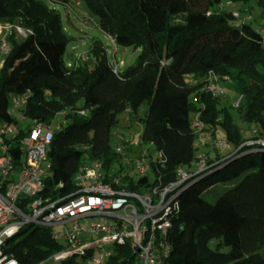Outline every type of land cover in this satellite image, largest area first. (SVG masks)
I'll use <instances>...</instances> for the list:
<instances>
[{"label":"trees","instance_id":"obj_1","mask_svg":"<svg viewBox=\"0 0 264 264\" xmlns=\"http://www.w3.org/2000/svg\"><path fill=\"white\" fill-rule=\"evenodd\" d=\"M69 1L0 0V22L10 26L3 40L8 49L0 48V98L26 95L22 113L30 120L49 123L64 114L65 123L53 130L46 152V195L55 199L75 191L77 171L91 161L102 163L105 181L108 173L118 176L119 187L133 192L169 185L178 168L197 160L192 112L206 131L213 135L219 128L236 149L264 137V27L253 28L250 16L239 21L232 11L219 9L223 0H77L116 45L140 49L130 65L115 71L100 40L89 44L83 61L66 54L59 14L48 3L66 7ZM230 1L239 2L243 12L250 9L251 0ZM254 1L264 14V0ZM18 26L31 31L22 36ZM30 39L33 53L14 60ZM209 71L219 76L220 86L235 91L233 99L242 95L237 107L223 92L204 88ZM7 109L0 101V123L16 122ZM122 112L128 113L129 125L133 119L141 123L139 143L152 146L147 155L152 179L149 173L131 175V165L113 149L112 128ZM236 118L255 130L243 135ZM251 147L244 144L226 157L213 150L205 155L207 163L218 162L178 188L164 234L167 264H264V150ZM242 174L213 202L202 197L215 184ZM62 246L44 227H29L8 242L20 264L44 261ZM113 249L104 264H129L137 255L128 243Z\"/></svg>","mask_w":264,"mask_h":264},{"label":"built area","instance_id":"obj_2","mask_svg":"<svg viewBox=\"0 0 264 264\" xmlns=\"http://www.w3.org/2000/svg\"><path fill=\"white\" fill-rule=\"evenodd\" d=\"M233 15L241 21L237 12H233ZM85 59V55H78L76 61ZM117 66L118 62L114 60L115 71L118 70ZM10 75L11 81L15 79L13 68ZM222 78L228 80V76ZM204 88L213 94L222 93L219 76L209 71ZM241 97L238 95L231 105L237 107ZM8 98L11 106L4 94L0 101L8 106L9 113L18 111L19 118L16 122L0 123V264H20L8 250V242L18 236L22 229L29 227L48 228L53 240L63 238L65 246L58 250L62 261L79 256L82 259L92 257L94 264H104L112 253L101 252L98 257H93L96 248H101L103 243H128L135 250L139 264H167L169 246L164 234L177 207L175 198L178 188L194 174L217 163L218 159L207 163L205 155L197 156L193 164L195 169H192L193 165L188 169L180 167L175 181L145 193L130 191L123 185L119 187L120 178L110 173L107 174L110 179L105 181L102 163L91 161L77 171L75 191L54 199L43 191L44 179L48 176L44 165L47 163L46 152L54 130L51 128L52 123L31 120L24 134L19 135L17 123L26 119L22 113L26 95L12 94ZM61 123H65L64 118L56 128ZM192 125L197 143L205 144L212 140L213 149L218 154L228 145L224 133L217 128L215 131L218 130V133L211 135L204 129V123L197 114ZM244 144L252 146V151L264 150V137L248 139L237 149ZM129 148L133 149V146ZM115 150L122 155L127 153H123L124 146ZM130 165L139 176L151 172L147 155L139 154L131 160ZM87 217L91 219L80 224L79 220ZM83 232L100 233L101 236L83 242ZM37 264H43V261Z\"/></svg>","mask_w":264,"mask_h":264},{"label":"rangeland","instance_id":"obj_3","mask_svg":"<svg viewBox=\"0 0 264 264\" xmlns=\"http://www.w3.org/2000/svg\"><path fill=\"white\" fill-rule=\"evenodd\" d=\"M250 9L248 12H243L241 10L242 5L237 1H230V0H223L221 6L219 9L221 10H227L232 12H237L239 14L240 19L247 20L249 19L247 16L251 17V20H249L253 26V28L257 30H262L264 27V14L262 13L260 7L255 3V1L251 0L249 2ZM49 8H54L58 14V25L61 29V33L64 36V41L66 43V54L72 53L74 55V58L76 60L78 55H85L87 58L86 50L89 46V44L93 40H100L105 46L107 50L108 57L110 61L116 60L118 62L117 69L122 70L125 66L130 65L137 54L139 53V48H133L132 46H121L116 45L113 40L105 34L97 25L96 19L92 17L85 6L83 4H80L77 2V0H70L68 5L65 7L60 4H51L48 3ZM242 20V21H243ZM10 30V26L7 23L0 22V48L2 51L6 52L8 49V45L3 42L5 34ZM18 32L24 36L27 35V32L31 30H25L17 27ZM33 42L32 40H28L26 44L17 51L16 55L14 56V60L18 57H26L27 55H31L33 53ZM13 75V74H12ZM12 77V76H11ZM223 84V83H222ZM222 97L225 99H233L235 95V91L230 90L226 87V85H222ZM5 96V100L10 105V99L7 98L6 93H3ZM230 100V101H231ZM12 116L18 120L19 118V112L16 110H13ZM137 117V116H136ZM117 122L115 126L112 128V144L113 149L115 150L119 146H124V152H127L125 155H123V158L121 157V161L123 164H126V161L128 162V166L130 165V162L132 159L137 157L139 154L141 156L148 155L149 149H151V145L139 143V131H141V123L137 120L133 119V125H129V119H128V113L122 112L117 117ZM63 120V114L58 113L51 119V128L55 129L57 124ZM195 120V113L190 114V121L193 123ZM30 119H24L22 121H19L17 123V126L19 128H27V126L30 124ZM236 123L240 125L243 135L248 136L255 130L254 124H245L238 120L236 118ZM217 129V128H216ZM214 133H218L215 131ZM210 133V132H209ZM208 133V134H209ZM211 134V133H210ZM133 146L132 151L129 153V146ZM150 146V147H149ZM196 149L194 151V154L196 156H204L209 155L213 152V146L209 144L208 146L204 144H200L199 142H196ZM126 147V148H125ZM237 149L232 147L230 144H228L220 155L228 156L229 154L235 152ZM118 165V164H116ZM45 168L47 171V175L49 174V168L48 163H45ZM120 166V165H119ZM191 168V167H189ZM188 169V168H186ZM192 169H195V167ZM129 173L131 175L136 176L137 173L133 169H128ZM150 179H152L151 172H149ZM243 176V174L233 180L225 181V182H219L215 184L214 186L210 187L206 191L202 193V197L207 200L208 202H213L216 198V196L223 192L225 189L229 188L231 185L237 183L239 179ZM102 216H96L95 218H101ZM90 220L91 217L82 218L79 220L80 224H83L85 220ZM110 221V219L108 218ZM69 226V224H68ZM101 236L100 233L96 234H90L83 232L81 234V239L83 242L92 241ZM58 241L65 246V242L63 238H59ZM215 240L212 241L211 245L213 246V243ZM228 248L225 247L223 250H227ZM101 252H111L114 253L113 245L110 243H103L101 248H96L94 250L93 257H98ZM76 262L75 264H94L92 257H87L82 259V257L76 256L74 257ZM43 264H63V261L61 260L60 256L58 255V251H53L47 259L43 261ZM129 264H139V260L137 258V255L135 258L130 262Z\"/></svg>","mask_w":264,"mask_h":264},{"label":"water","instance_id":"obj_4","mask_svg":"<svg viewBox=\"0 0 264 264\" xmlns=\"http://www.w3.org/2000/svg\"><path fill=\"white\" fill-rule=\"evenodd\" d=\"M71 58H72V54H70V55L68 56V60H71ZM25 231H26V228L22 229L17 235H19L20 233H23V232H25Z\"/></svg>","mask_w":264,"mask_h":264},{"label":"crops","instance_id":"obj_5","mask_svg":"<svg viewBox=\"0 0 264 264\" xmlns=\"http://www.w3.org/2000/svg\"><path fill=\"white\" fill-rule=\"evenodd\" d=\"M12 95V94H11ZM63 114V113H62ZM209 144H213V142H212V140H209V141H207L204 145H206V146H208ZM193 167H195L194 165H193Z\"/></svg>","mask_w":264,"mask_h":264}]
</instances>
